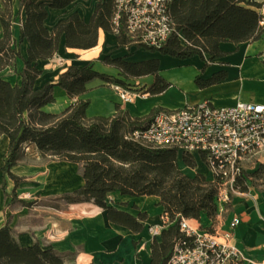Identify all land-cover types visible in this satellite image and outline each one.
<instances>
[{"label": "trees", "instance_id": "16d2710c", "mask_svg": "<svg viewBox=\"0 0 264 264\" xmlns=\"http://www.w3.org/2000/svg\"><path fill=\"white\" fill-rule=\"evenodd\" d=\"M75 1L20 0V9L26 12L20 42L28 40L29 49L21 72V84L13 85L0 76V137L6 134L10 140L3 171L15 180L16 186L20 184L21 178L10 170L21 158L26 142L36 144L44 158L77 162L85 184L53 200L94 202L108 211L112 221L135 231L142 230L143 224L136 217L109 206V194L120 191L136 196L158 195L172 222L162 230V241L154 240L152 264H164L182 236V217L199 221L203 214L215 217L219 210L217 200L222 178L215 177L214 181H209L203 174L189 176L179 168V151L176 148H156L127 138L132 130L146 127L158 113L170 110L157 108L145 117L132 118L128 111L118 109L113 117L89 118L86 110L90 100L80 96L89 90L88 84L92 80L100 78L111 85L133 89L121 79L98 72L92 62L85 66L71 65L59 75L56 83L48 82L41 88H35V81L41 74L37 61L57 53L62 35H65L68 47L89 49L98 44L100 29L115 31V0H101L89 23L74 12L50 31L44 23L48 8L63 9ZM262 6L260 0H171L169 12L177 31L183 33L184 41L176 32L161 47L148 50L183 59L199 55L207 61L206 54L211 59L219 58L224 55L220 48L222 42L238 44L260 38L264 21L260 11ZM2 24L0 71L12 65L16 56H21L11 46L10 22L3 19ZM128 42L125 18L122 17L118 47ZM105 62L120 69L126 77L155 75L156 82L147 92L161 93L169 87V83L159 75V59L131 62L123 57L108 56ZM225 75L221 73L210 80L198 79L197 82L203 87L223 79ZM55 86L62 87L70 99L76 100L59 111H49L45 108L55 102ZM183 159L190 167L197 166L193 156L184 154ZM262 174L264 164L253 174L242 168L234 186L238 192H245L249 189V178ZM3 188L9 196L6 183ZM16 201L29 205L19 200L14 191L11 202ZM144 218V214L140 215V219ZM0 264H66V259L40 244L21 245L8 223L0 228Z\"/></svg>", "mask_w": 264, "mask_h": 264}, {"label": "crops", "instance_id": "0c3cea01", "mask_svg": "<svg viewBox=\"0 0 264 264\" xmlns=\"http://www.w3.org/2000/svg\"><path fill=\"white\" fill-rule=\"evenodd\" d=\"M100 1L77 0L63 9L48 8L45 26L52 31L60 20L74 12L89 23ZM260 1L264 7V0ZM260 11L264 13L262 8ZM3 19L10 22L11 46L21 56H16L12 65L2 69L0 76L13 85L21 84L29 42L26 39L20 42L22 24L26 20L25 10L20 9V0H0V38L4 34ZM262 25L259 39L238 44L222 42L220 48L224 55L211 59L206 54L207 61L199 55L183 59L159 51L152 52L148 50L150 47L131 44L130 39L126 45L118 47V33L104 29L99 30L98 44L89 49L68 47L66 37L62 35L57 53L37 61L41 74L34 86L41 88L48 82L56 83L59 75L69 66H85L92 62L98 72L121 79L133 89L148 91L156 82L155 75L126 77L120 69L107 64L105 58L123 57L131 62L159 59V75L169 83L165 91L148 92L145 97L124 103L110 83L96 78L89 82V90L80 96L90 100L87 116L113 117L118 109H123L132 118L145 117L157 108L171 111L206 100L218 107L234 106L241 99L264 102V23ZM57 56L65 59L66 68L54 64ZM221 73H226L223 79L207 86L202 87L197 82L198 79L210 80ZM54 96L55 102L46 106V110L59 111L76 100L70 99L67 91L60 86H55ZM9 145L8 135L3 134L0 137V228L9 223L21 245L40 244L45 249L50 248L56 255L64 257L66 264H152L153 243L155 239L162 241V234L152 235L150 227L161 225L165 211L158 195L136 196L120 191L109 194V206L136 217L143 224L142 230L135 231L112 221L108 211L94 202L53 200L81 188L85 179L79 163L44 158L34 143L23 145L21 158L10 170L21 178L16 186L15 180L3 171ZM184 154L179 152L178 159L182 172L192 177L203 174L209 181L215 180L204 155H191L197 160V166L192 168L185 163ZM262 164L264 151L247 156L243 168L248 174H253ZM4 183L9 196L4 191ZM14 191L19 200L29 205L19 201L12 203ZM229 205V208L224 206L223 209L219 206L215 217L203 214L201 221L192 219V222L222 233L235 217L240 216L242 220L234 230L233 243L242 250L245 259L233 264H264V188L249 185L247 191L236 192ZM142 214L144 219H140Z\"/></svg>", "mask_w": 264, "mask_h": 264}, {"label": "built area", "instance_id": "2783aa9c", "mask_svg": "<svg viewBox=\"0 0 264 264\" xmlns=\"http://www.w3.org/2000/svg\"><path fill=\"white\" fill-rule=\"evenodd\" d=\"M170 2L115 0V32L119 33L124 17L131 44L159 48L176 32L184 41L183 33L177 31L170 15ZM262 10L264 12V7ZM53 62L61 68L67 66L60 56ZM112 87L124 103L149 94L142 89H128L117 84ZM127 138L156 148H176L181 153L204 155L210 171L215 177L222 178L217 202L223 209L231 200L230 193L238 192L234 184L245 158L264 151V102L241 99L234 106L218 107L206 100L160 112L146 127L132 130ZM25 197L30 198V195ZM241 220L240 216L235 217L227 230L218 233L182 217V236L164 264H233L245 259L242 250L233 243L234 230ZM171 222L164 212L161 225L150 227L151 234H160Z\"/></svg>", "mask_w": 264, "mask_h": 264}, {"label": "rangeland", "instance_id": "374dc122", "mask_svg": "<svg viewBox=\"0 0 264 264\" xmlns=\"http://www.w3.org/2000/svg\"><path fill=\"white\" fill-rule=\"evenodd\" d=\"M94 1V0H93ZM81 4H83V2H80ZM263 151H261V152H259V153H257V154H260V153H262ZM256 154V155H257ZM250 179V178H249ZM248 184L250 185V186H252V187H255V188H257V189H262V188H264V174H262V175H254L251 179H250V181L248 182ZM235 193H233V195H234ZM231 203V200L228 202V203H226L224 206H225V208H229L230 207V204Z\"/></svg>", "mask_w": 264, "mask_h": 264}]
</instances>
